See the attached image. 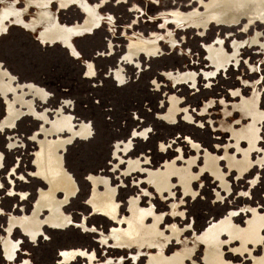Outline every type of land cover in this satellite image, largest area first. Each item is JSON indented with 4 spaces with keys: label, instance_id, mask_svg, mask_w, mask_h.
Instances as JSON below:
<instances>
[{
    "label": "rangeland",
    "instance_id": "374dc122",
    "mask_svg": "<svg viewBox=\"0 0 264 264\" xmlns=\"http://www.w3.org/2000/svg\"><path fill=\"white\" fill-rule=\"evenodd\" d=\"M102 1L0 0V264H264V19L241 0ZM62 116L90 133L47 136ZM60 139L76 193L48 210L39 162Z\"/></svg>",
    "mask_w": 264,
    "mask_h": 264
},
{
    "label": "bare ground",
    "instance_id": "6f19581e",
    "mask_svg": "<svg viewBox=\"0 0 264 264\" xmlns=\"http://www.w3.org/2000/svg\"><path fill=\"white\" fill-rule=\"evenodd\" d=\"M106 1L107 0H103L102 3L103 2H106ZM102 3L100 5H102ZM241 3L247 5L248 11L244 13L247 17H249V18L256 17V18H259V19H264V0H248V1L247 0H241ZM82 20H83V17L80 20V22ZM239 23L240 22L238 21L235 24V26L237 24H239ZM213 24H215V23H213ZM217 26H219V25H217ZM206 28H207V26H206ZM203 31H205V29ZM106 55L108 56V54H106ZM130 56H135V54L134 53H130L128 57H130ZM210 58L213 61V64L215 63V65H217L216 59H215V54H213V52H210ZM121 60L122 59H120V61ZM216 68H217V66H216ZM116 78L119 81H122V76L118 72L116 73ZM189 78L190 79L192 78V75L191 74H189V75L188 74H181L179 79L189 80ZM29 88H33V87L32 86H29ZM0 90L3 91L5 94H10V93L13 92L12 86L10 84H4V83L1 84ZM16 97L18 99H21L23 97V95L22 96H17L16 95ZM26 105H27V107L29 109H31V106H32L31 102H28V104H26ZM14 114L15 113L12 112L8 116V122H11L15 118V115ZM51 114L52 113L50 112L49 115H51ZM72 121L73 120L70 117H66V116H62L61 118L56 119L54 122H51L50 123L52 125V128L53 129L52 130H48L46 132V135L48 136L50 133H53V134L55 133L57 135H60L58 133L62 132L64 129L67 130V131H70L69 134H71L72 137L86 136L87 134L90 133L89 132V129L87 128L86 125L81 126L79 130L74 131L73 130V127L74 126H72L74 124H73ZM39 127H40V125H39ZM36 133H40V132H36V130H35V132L32 133V135H39V134H36ZM253 135L254 134H252V136ZM140 136L141 137L142 136L144 137V134L141 133ZM131 138H129V140ZM247 139H249L248 136H247ZM66 140L65 139H63V140L60 139V140L54 141V144L49 145L47 147L46 154L49 156V163L52 164L53 163V158L54 159L56 158V160H54L55 166L52 167V168H51V165H49V166H43L42 167V165L39 162V173H38V175L41 176V173L43 175L44 171H50L53 174L56 172L55 175H59V177L61 178L60 184H59L60 185L59 188H61L62 190H60V191L63 192V193H65L66 196H69V195L72 196L73 193H74L73 192V190H74V183H72L70 176L67 173H65L64 171L61 170V166L57 162V159L60 160V158H59V156H57L56 154H54V152L56 151L57 147H61L62 145H64V143H66ZM88 182H89V179H88ZM92 189L93 188H91V192H92ZM55 191H58L57 190V187L54 184L51 183V191L50 192H45V193L44 192H41L40 193V199H39V207L40 208H43V207H46V206H49V205L55 206V204H57V201L53 197V194L54 193H51V192H55ZM34 201H35V198H34ZM126 204H125V208L129 212V210H128V200L126 201ZM32 207H34V202L32 204ZM31 210H29V211H31ZM163 218H164V215H163V217L160 220L163 221ZM56 219H57L56 215L53 214V215H51L47 219V221L50 224L54 225V226L64 227L66 225V221L65 222H61V221H57ZM220 226L221 225H216V226L212 227L211 229H209L208 230V236L209 237H215L216 236V232L218 231V229L220 228ZM22 227H23V229H24V231H25V233L27 235L33 236V235H36V234L39 233L40 227H41V223H39L37 221H34L33 217H31L28 222H24L23 223ZM1 251H2V249H1ZM6 252H8V254L11 255V253H12V245L11 244H9L7 246V251ZM205 254H206V256H208L209 252L206 251ZM184 261H185V257L183 255H181V254L178 253L176 255H173L170 259H166V258L152 259V260H150V262L148 264H166V263L182 264ZM10 262H13V260H10Z\"/></svg>",
    "mask_w": 264,
    "mask_h": 264
},
{
    "label": "flooded vegetation",
    "instance_id": "af4514ba",
    "mask_svg": "<svg viewBox=\"0 0 264 264\" xmlns=\"http://www.w3.org/2000/svg\"><path fill=\"white\" fill-rule=\"evenodd\" d=\"M106 47V46H105ZM227 136H230V134L229 133H227L226 134ZM231 137V136H230ZM230 141H233L232 139L230 140ZM61 170L62 171H66L65 170V168H61ZM56 173V172H55ZM55 173L53 174V173H51V175L54 177V182L52 183V184H54L56 187H57V190L58 191H56V193H60V194H62L64 197L63 198H65L66 197V194L65 193H63V192H61L60 190H62L61 188H59V184H60V180H61V178L59 177V175H55ZM66 173V172H65ZM55 175V176H54ZM50 184V186H51V183H49ZM76 193V189L74 190V193H73V195ZM72 195V196H73ZM46 208L48 209V210H53L54 209V206L53 205H49V206H46ZM227 215V214H226ZM32 217H36V215H33ZM57 217V221H61V222H63L62 221V219H60V217H58V216H56ZM11 224H15V222L14 221H12L11 222ZM59 227V226H58ZM23 228V227H22ZM24 230V229H23ZM205 235H208V232H206V234ZM204 235V237H206ZM11 244V243H10ZM12 245V250H13V244H11ZM9 256H12V253H11V255L9 254Z\"/></svg>",
    "mask_w": 264,
    "mask_h": 264
},
{
    "label": "crops",
    "instance_id": "0c3cea01",
    "mask_svg": "<svg viewBox=\"0 0 264 264\" xmlns=\"http://www.w3.org/2000/svg\"><path fill=\"white\" fill-rule=\"evenodd\" d=\"M92 34V32L91 33H89V34H84V35H91ZM4 34H2V36H3ZM37 41V40H36ZM38 42V41H37ZM39 43V42H38ZM40 44V43H39ZM41 45V44H40ZM42 47H45V46H43V45H41ZM49 47H51V46H49ZM80 55V54H79ZM81 57L80 56H78V58H74V59H72V60H74V61H77V60H79ZM85 65V64H84ZM84 75V74H83ZM17 83V82H16ZM20 91V90H19ZM47 100H49V97H47ZM61 105V104H60ZM62 105H63V103H62ZM58 109V108H57ZM65 110V109H64ZM43 125V127H45V126H48L49 124H47V123H43L42 124ZM41 126V125H40ZM14 127V126H13ZM12 127V128H13ZM76 127V126H75ZM12 128H10V127H4V129L2 130L3 132L5 131V130H10V129H12ZM40 136H42V132H40V133H38ZM58 134H60V135H62L61 133H58ZM38 135V136H39ZM49 137H51V136H49ZM54 137H56V135H54ZM14 140V139H13ZM4 169V168H3ZM1 170V169H0ZM35 179V178H34ZM35 181H36V179H35ZM91 198V196L90 197H88L86 200H87V202H86V205H87V207L91 210V212H93V210H92V208H91V206L89 205V199ZM22 199V198H21ZM36 201V200H35ZM35 203V202H34ZM68 205V203H66L64 206H62V208H63V212H64V208L66 207ZM33 208V207H32ZM31 208V209H32ZM31 212V211H30ZM97 212V211H96ZM95 212V213H96ZM94 213V212H93ZM65 214V213H64ZM66 215V214H65ZM96 215V214H95ZM99 215V214H98ZM97 215V216H98ZM67 216V215H66ZM68 218H69V216H67ZM70 219V218H69ZM71 220V219H70ZM72 221V220H71Z\"/></svg>",
    "mask_w": 264,
    "mask_h": 264
},
{
    "label": "snow or ice",
    "instance_id": "6c2138e0",
    "mask_svg": "<svg viewBox=\"0 0 264 264\" xmlns=\"http://www.w3.org/2000/svg\"><path fill=\"white\" fill-rule=\"evenodd\" d=\"M133 135H136V133H133ZM63 254V253H62Z\"/></svg>",
    "mask_w": 264,
    "mask_h": 264
},
{
    "label": "water",
    "instance_id": "95a60500",
    "mask_svg": "<svg viewBox=\"0 0 264 264\" xmlns=\"http://www.w3.org/2000/svg\"><path fill=\"white\" fill-rule=\"evenodd\" d=\"M208 227V226H207ZM207 227L206 228H204V230H206L207 229Z\"/></svg>",
    "mask_w": 264,
    "mask_h": 264
}]
</instances>
